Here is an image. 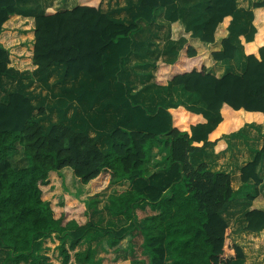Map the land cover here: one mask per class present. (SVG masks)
Segmentation results:
<instances>
[{
	"label": "trees",
	"instance_id": "obj_1",
	"mask_svg": "<svg viewBox=\"0 0 264 264\" xmlns=\"http://www.w3.org/2000/svg\"><path fill=\"white\" fill-rule=\"evenodd\" d=\"M102 1L81 0L71 9L34 13L21 0H0V34L10 15L34 18L31 63L35 66L32 72L13 69L9 51L0 43V250L5 254L1 264H49L41 247L53 234L59 240L62 264L70 263V251L83 240L88 246L74 252L71 264H106L104 257L96 258L91 245L106 236L113 253L111 264H264V211L244 212L241 231L246 232L231 236L223 214L237 196L235 182L227 173L191 161L206 147L215 152L220 143L228 147L231 117L243 114L245 125L256 120L264 124V48L257 45L264 44V28L255 41L253 25L254 11L264 8V0L254 2L250 11L238 10L236 0H205L202 10L200 3L191 12L180 9V16L171 22L181 21L191 38L213 44L221 24L227 34L220 48L211 51L209 69L205 56L198 55L185 38L167 42L162 54L170 59L155 66L154 87L157 92L181 91L196 102H161L152 110L133 98L126 65L137 56L141 42H151L148 30L158 10L171 9L178 0H126L127 6L107 12ZM261 22L256 20L257 25ZM248 23L251 31L238 38L239 44L235 31ZM136 32L140 34L134 38ZM233 60L243 64L239 74L215 75L220 63ZM149 63L141 67L154 68ZM54 75L57 79L51 84ZM33 82L51 98L75 104L83 115L89 116L104 100L125 106L132 121L113 126L103 149L95 137L67 124L56 122L45 129L39 119L45 107L36 109L25 90ZM10 85L14 88L8 89ZM157 146L166 152L165 166L146 176V163ZM19 148L27 162L22 168L10 161ZM263 161L264 133L261 149L240 168L242 185L252 186L246 202L259 195L258 168ZM56 172H62V182L93 193L84 200L88 209L100 194L99 178H106L109 186L130 181L131 189L110 194L106 205L111 217L121 216L129 226L102 227L87 211L84 224L64 215L56 217L50 202L42 198L43 186L49 178L54 180ZM140 212L144 214L139 216ZM126 237L127 245L119 246Z\"/></svg>",
	"mask_w": 264,
	"mask_h": 264
},
{
	"label": "crops",
	"instance_id": "obj_2",
	"mask_svg": "<svg viewBox=\"0 0 264 264\" xmlns=\"http://www.w3.org/2000/svg\"><path fill=\"white\" fill-rule=\"evenodd\" d=\"M118 1H119V5L114 6L113 1L103 0L101 3V8L106 12L109 10H112L108 8L109 2L112 8L113 6L114 8H121L123 6H127L126 0H118ZM236 1H237L238 10L250 11L252 4L254 2L262 1V0H236ZM198 3L199 2L197 0H178L175 6L172 7L171 9L158 10L155 16L154 23L149 27L150 31L148 30L149 32L148 34L150 38L149 40H156V41H157V38H160V35L161 36L166 35L168 36L169 40H172V41L179 40L180 38H185L187 41V44L193 46L196 49L198 55L205 56L206 65H207V68L209 69V64L211 60L209 56H210L211 51L217 50L220 48V41L227 34L226 27L224 26V24H221L218 27L216 34H215V42L213 44H203L199 40L191 38L188 33L187 34L185 33L184 26L182 25L181 21L177 20L175 22H171L174 18H177L180 16L178 14L180 12V9L182 11L191 12L192 10H194V8L196 9V5ZM79 4H81V0H59V4L57 5L60 7H63V9H54V7H49V8L55 11H63V10L71 9ZM17 17L19 18L15 19ZM258 18H261L262 20L260 25H257L256 23V20ZM253 25L256 28V34L259 33V30L261 28H264V8L256 9L254 11ZM8 29H10L11 31ZM218 30H220L219 33H218ZM0 43L9 51V60H10L9 66L10 67L18 71H29V72H32L35 69V66H33L31 63L33 44H34V18L33 17L31 18V16H22L18 14L10 15L8 21H6L4 25L2 26V32L0 34ZM141 44L142 42L137 47L139 48ZM162 48L163 47L162 46L160 47L159 45V50L161 51L160 57H159V60L154 63L155 64L154 68L149 67V70H150L149 73L153 75V77H151L153 78V83H155V77H156V72H157L155 66L159 65L161 62L167 59H170L169 55L162 54ZM181 54H184V50H182ZM21 55H24L25 58H16V56H21ZM134 56L135 55L130 57L126 65L127 72L129 73L128 79H131V74H133L134 76L137 72H141L139 70V67L145 65L144 63L137 62ZM12 57H14V59H12ZM22 60H28V61L22 62ZM145 62L152 63L151 61H148V60H145ZM235 63L236 61L234 60L228 62L229 66L235 65ZM220 66L223 67L222 65ZM236 69H237V66H236ZM221 70L222 68L215 69V72H216L215 75L217 77H220L221 75H223V73L219 74ZM56 79L57 77L55 75L51 76L49 78V83L51 84L54 83ZM25 90L33 98L34 103L36 102L37 104H39V100H40V103H43V100H46L45 98V96L47 95L46 90L43 89L42 86L36 82H33L32 84L27 86ZM244 123H245V118L243 119V114H241V116L234 117L233 119L231 117L229 129L227 131L228 136H226L228 147L225 149L226 147L225 142H224V145H222L223 143H220L215 148L216 150L215 152L214 149L211 146H209L205 148V151L208 152L207 156L202 155L201 153V154H196L192 156L191 158V161L193 162L195 166L201 163H206L211 171L227 173L231 176V182H235L234 184H232V188L234 191L237 192V196L223 214L224 218L227 220L233 232L231 236L237 233L243 234V232H246V231H241V228L244 225L243 220L241 221V219L243 218L242 215L244 212H246L247 210H252V209L264 211V161L259 165V168H258L259 175L262 180V183L258 186L259 195L251 203L246 202L245 197L247 196V194L250 193L252 186H249V188L244 187L240 180V168L244 166L247 162H249L252 159L254 153L260 150L263 145L264 124L262 123V121L258 122L257 120L247 125H245ZM241 127L243 128L240 129ZM230 133H233V134H230ZM11 163L14 167H17V168H22L26 166V165L23 166L19 162H15L13 160H11ZM151 174H153V172L149 173L146 176H149ZM107 183L108 182L106 178L103 179V181H100V194L96 196L95 200L100 199V197H102L101 194L105 192H106L105 196L107 200L110 194H119L123 191L130 190L132 186L130 181L128 180H124V181H121L120 183L113 184L112 188H110L111 185L109 186ZM111 189L113 193L110 192ZM82 192L83 194H86V197H88V194H91V195L93 194V193H89L88 189L87 190L82 189ZM239 192H240V195H238ZM82 203L84 206H86L85 202H82ZM107 203H108V200H107ZM84 211L85 209L82 211V213ZM115 218L122 219L123 217L119 216ZM77 222L79 224H84L85 221L83 222L77 221ZM121 227H126V225L121 226ZM121 227L117 229H120ZM252 233H255V232H252ZM256 234L260 237V234L258 233ZM47 239L50 244L52 243L51 242L52 240L57 242L53 245L54 247L59 245V240L55 237L54 234L44 239L43 243ZM125 239L127 240V243H128V237H126ZM125 239L123 240L126 241ZM233 241L238 246H240L243 250V247L242 245H240V243H237L234 239ZM83 242L85 241L83 240L76 247L74 251H70V252H73L74 254L75 251H84L88 245L83 244ZM67 246H68V242L66 243V247ZM92 247L94 248L93 245ZM122 247H125V246L122 245ZM138 253H140V250H138ZM73 254L71 257H73ZM73 261H74V258H73ZM245 261H246V255H245Z\"/></svg>",
	"mask_w": 264,
	"mask_h": 264
},
{
	"label": "rangeland",
	"instance_id": "obj_3",
	"mask_svg": "<svg viewBox=\"0 0 264 264\" xmlns=\"http://www.w3.org/2000/svg\"><path fill=\"white\" fill-rule=\"evenodd\" d=\"M114 3V6L119 5L118 0H111ZM200 3V8H202L205 5V0H197ZM21 3L24 4L26 7H30L33 9L34 13L39 12L45 8L54 7V9H63V7L58 6L59 0H21ZM111 7V4L109 2V9L115 10L116 8ZM186 9V8H184ZM124 14H118V16H123ZM185 16H183L184 18ZM32 18V16H31ZM28 24V22H27ZM10 30V29H8ZM11 31V30H10ZM251 31V26L248 23L241 31H235V41L240 44L238 41V38L243 37L244 33H249ZM140 33H134V38H136ZM258 34L255 33L254 40L256 41ZM170 41L168 36L164 35L160 38H157L156 40H151V42H146L145 44L142 43L140 48L142 50H137V56L135 59L137 62L146 63L145 60L151 61L152 63H149L150 65H153V63L157 62L160 57V47L162 46L165 48L167 42ZM174 41V40H173ZM178 41V40H176ZM151 43V44H149ZM258 46L264 48L263 43L257 44ZM140 51V52H139ZM153 51V52H152ZM262 53H264V49H262ZM19 58H25L24 55H21ZM222 65V72L225 74L228 71H233L235 73H240L242 71L243 64L240 63V61H236L235 65L229 66V64L220 63ZM237 66V69H236ZM225 70H224V69ZM139 70L141 72H137L134 76L131 74V79H128L130 86H134L132 93L134 95V99L137 102L142 103L143 105H146L148 109L152 110L155 108L156 104L158 103H191L196 101H190L187 94L182 93L181 91H173V92H166V91H159L156 90V84L153 83V78L151 74H149V69L147 67H139ZM12 84V83H10ZM155 86V87H154ZM8 89L14 88L12 85L7 87ZM189 94V93H188ZM192 97L197 98L195 95L190 94ZM46 100H43V103L37 104L35 102L34 105H36V109H38L41 106L45 107V115L40 116V120L42 122V125L45 129L49 127L52 123H64L71 127H73L76 130L85 131L88 133V135L95 137L97 139V144L103 149L105 145V141L107 139L106 133L115 125L118 124H130L131 123V112L129 109L124 107H115L114 105H110L105 103L104 100H100L95 107L91 110L89 116L83 115L79 107H77L75 104H69L64 99L61 98H51L49 94L45 96ZM199 100V98H197ZM200 104L202 102L199 100ZM34 103V102H33ZM44 109V108H43ZM37 110L35 111V113ZM208 152H203L202 155L207 156ZM165 157L166 152L163 148L157 146L154 147L151 156L149 160L146 163L145 166V175H148L149 173L153 172H159L162 171L165 166ZM13 160L15 162H19L21 165H26V158L23 154V151L21 148L17 152H15L11 158L10 161ZM61 173L62 172H56V174H52V178L54 180L52 181L49 178V184L42 189V198L48 202H50L52 208L54 209V214L56 217H59L60 215H64L67 220L75 219L79 222L85 221V217L83 216L82 211L85 209V211L88 212V216L94 223L101 225L102 227L105 226H111L114 228H119L121 226H129L130 222L126 221L125 219H118L115 217H111L110 214L107 211L106 205V192L102 193L100 199H97L95 202H93V205H91V209H88V206H84L82 202H84L86 194H83L81 192V187H77L76 184L68 182H62L61 180ZM97 186L100 185V178L96 182ZM112 188V185L110 186ZM111 193H113L112 189L110 190ZM240 195V192L238 193ZM144 213L140 212L139 216L143 215ZM126 240V239H125ZM137 242L140 243L141 239L137 237ZM107 236L106 237H98L92 242V245L94 246L96 258L104 257L106 264L110 263V258L113 257L112 248H110L107 245ZM50 244L48 242V239L44 241L41 247V253L45 254L49 258V264H62V258L59 255V251L57 249V246H53L55 241H51ZM83 244H87V242H83ZM88 245V244H87ZM127 245V240H122L119 244V246L122 247ZM264 246V244H262ZM264 248V247H263ZM71 256L73 252H70ZM4 252L0 250V264L2 262V259L4 258ZM73 257H71V263H73Z\"/></svg>",
	"mask_w": 264,
	"mask_h": 264
}]
</instances>
